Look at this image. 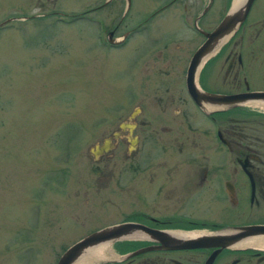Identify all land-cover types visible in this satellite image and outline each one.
<instances>
[{
	"label": "rangeland",
	"instance_id": "374dc122",
	"mask_svg": "<svg viewBox=\"0 0 264 264\" xmlns=\"http://www.w3.org/2000/svg\"><path fill=\"white\" fill-rule=\"evenodd\" d=\"M103 1L0 0V23L14 19L0 26V264H55L83 235L126 218L113 185V162L125 159L126 145L98 161L89 148L136 107L135 122L146 121L155 80L178 82L202 42L195 27L210 31L233 6L212 0L200 15L208 0H176L165 9L172 0H129L114 37L132 32L112 48L107 34L126 4ZM174 50L177 59L167 62ZM168 91V110L184 108L192 123L182 124L180 137L190 160L196 111L181 88ZM179 122L167 139L179 135ZM149 128L140 133V155Z\"/></svg>",
	"mask_w": 264,
	"mask_h": 264
},
{
	"label": "flooded vegetation",
	"instance_id": "af4514ba",
	"mask_svg": "<svg viewBox=\"0 0 264 264\" xmlns=\"http://www.w3.org/2000/svg\"><path fill=\"white\" fill-rule=\"evenodd\" d=\"M124 1L127 4L129 0ZM257 1L250 3L244 21L208 55L193 78L195 88L205 94L238 98L192 100L184 80L189 56L178 82L155 80L150 89L153 94L146 98L153 105L146 121L135 122L136 107L126 120L117 122L115 130L95 143L110 138L107 151L97 157L90 154L96 161L119 144L126 145L125 159L113 162L114 195L122 209L117 211L126 218L101 228L124 222L133 225L127 237L106 243L105 258L96 264H264V109L257 106L264 105V0ZM125 15L108 32L111 41L117 40L114 34ZM131 32L123 31L120 43L108 44L112 48L122 45ZM199 36L204 42L202 34ZM179 47L174 44L175 49ZM174 52L178 51L171 52L173 57L166 53L167 62L175 56L177 59ZM160 56L163 58L162 53ZM169 88H181L184 99L196 111L192 127L195 154L190 160L184 159L185 144L180 137H184L183 125L192 123L184 108L168 110L174 102ZM178 121L179 135L167 139L171 130L176 131L172 127ZM119 123L133 126L120 128ZM147 125L148 149L140 155V133Z\"/></svg>",
	"mask_w": 264,
	"mask_h": 264
},
{
	"label": "water",
	"instance_id": "95a60500",
	"mask_svg": "<svg viewBox=\"0 0 264 264\" xmlns=\"http://www.w3.org/2000/svg\"><path fill=\"white\" fill-rule=\"evenodd\" d=\"M110 0H105L103 5H106ZM127 1V0H126ZM129 1H127L126 7L124 8L123 16L127 12V8H129ZM253 2V0H244L243 4L240 5L238 8H234L233 10L228 11L223 15V18L221 21L214 26V29H212L209 32H203L201 30H198L200 34H202V37L205 38L204 42H202L201 45H199L194 54L190 56V61L188 66L186 67V77H185V90L187 91L189 97L197 101V98H203L208 99L209 101H215L217 98H222L225 100H235V98H238L236 95L232 96H222V95H215L211 93H203L199 89L195 88L194 83V77L197 73V68L201 66V64L207 59L208 55H211L213 51H215L216 47L221 43V41L225 40L227 36L231 33H234L236 28L240 23L244 21L245 13L248 11L250 7V3ZM208 7L203 10V15ZM12 19H7L0 23V26L3 24L9 23ZM112 34H108V38H110ZM125 36H122V38L117 40H110L107 38V43L109 44H118ZM241 99V98H240ZM133 126L132 123H119L120 128H129L131 129ZM128 129V130H129ZM114 136H117L115 131L112 133ZM110 138H105L99 145L93 144V147L89 148V153L93 157H97L98 154H100L103 150H108L109 144L108 140ZM247 228V227H246ZM245 228V229H246ZM262 228V227H261ZM133 225H131L128 222H124L122 224H112L111 226H105L101 229H96L92 231L91 233H87L81 237V239L76 240L72 243V245H68L65 250L62 252L61 255L57 257L55 264H73L75 261H77L79 258H82L83 254L86 253L87 250L92 249L95 246H102L104 243L112 242V240L125 238L129 235L130 232H132ZM264 229V228H262ZM222 238V237H221ZM225 238V237H224ZM222 238V240H224ZM200 240V239H199Z\"/></svg>",
	"mask_w": 264,
	"mask_h": 264
},
{
	"label": "bare ground",
	"instance_id": "6f19581e",
	"mask_svg": "<svg viewBox=\"0 0 264 264\" xmlns=\"http://www.w3.org/2000/svg\"><path fill=\"white\" fill-rule=\"evenodd\" d=\"M244 0H233V6H232V10L234 8H238L240 7L241 4H243ZM223 41V40H222ZM221 41V42H222ZM257 106L261 107L264 109V105L262 104H258ZM257 241V240H256ZM96 247V246H95ZM94 248V247H93ZM89 249L86 251L85 254H83L82 258H79L77 261H75L73 264H91L94 261H97L99 259H104V251L107 247L102 246L99 248H94V249Z\"/></svg>",
	"mask_w": 264,
	"mask_h": 264
}]
</instances>
